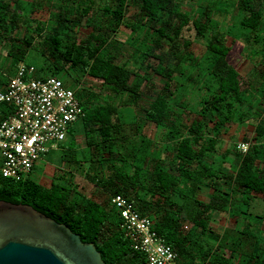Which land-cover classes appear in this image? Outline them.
I'll return each mask as SVG.
<instances>
[{"label": "trees", "instance_id": "16d2710c", "mask_svg": "<svg viewBox=\"0 0 264 264\" xmlns=\"http://www.w3.org/2000/svg\"><path fill=\"white\" fill-rule=\"evenodd\" d=\"M131 6L136 11L127 16ZM44 8L47 19L33 16ZM190 31L193 40L186 36ZM0 36L9 39L7 55L16 63L37 44L52 75H75L76 83L93 79L101 86L99 95L89 92L85 104L76 97L84 111L79 119L86 147H73L70 127L67 136L74 143L59 155L70 168L54 167L49 185L33 173L20 180L0 173V200L29 204L65 223L82 241L94 243L106 264H148L120 227V212L110 201L114 194L151 217L153 228L176 250L178 264H264L262 244L248 224L232 234L227 257L216 252L220 244L199 241L219 239L213 211L236 223L234 203L255 194L264 200V0H0ZM197 39H205L201 57L191 48ZM237 39L246 41L252 55L245 79L230 61ZM183 63L201 66L204 75L189 76ZM179 78L206 92L194 117ZM121 94L125 105L145 101L132 127L131 133H141L135 140L124 134L128 124L114 98ZM259 100L262 110L255 109ZM13 111L11 103L0 101V120ZM235 113L241 127L253 126L254 143L244 154L217 146V134ZM156 129L165 151L154 137ZM229 155L233 159L223 169ZM78 170L95 186L90 194L81 190ZM203 189L210 191L205 197Z\"/></svg>", "mask_w": 264, "mask_h": 264}, {"label": "built area", "instance_id": "2783aa9c", "mask_svg": "<svg viewBox=\"0 0 264 264\" xmlns=\"http://www.w3.org/2000/svg\"><path fill=\"white\" fill-rule=\"evenodd\" d=\"M35 68L21 63L5 88L0 101L11 103L14 111L0 120V173L16 180L28 176L36 161L67 137L71 125L84 115L71 90L58 77H32ZM250 141L237 143L244 154ZM120 212V227L133 248L146 255L148 264H178L176 250L153 228V221L122 194L110 196Z\"/></svg>", "mask_w": 264, "mask_h": 264}, {"label": "rangeland", "instance_id": "374dc122", "mask_svg": "<svg viewBox=\"0 0 264 264\" xmlns=\"http://www.w3.org/2000/svg\"><path fill=\"white\" fill-rule=\"evenodd\" d=\"M28 8L26 7V10H28ZM135 11H136L135 7L133 6L128 7L126 15L131 16L134 14ZM48 13H49L48 9L44 8L42 11L38 10L33 16L36 18H39V20H45L47 19ZM232 15L238 16L236 13H229L228 16L230 17ZM48 27H49V30L51 31L52 27L50 23L48 24ZM63 35L64 34H61V36ZM186 36L190 37V39L193 40L194 32L192 31L187 32ZM117 37L123 40L121 38L123 37L122 34H117ZM244 37L245 36L243 35V38ZM8 40L9 39L7 37L2 38L0 36V89L3 86V83L7 81L8 78L11 77L16 72L18 66L21 63H24V64L28 63L34 66V68H36L35 75L36 76L38 75L39 78H46L45 77L46 72L47 74H50L47 77H51V76L57 77L55 75H52L51 72L47 70L48 64L46 63V60L43 59L44 56H42L40 51L38 50L37 44H34L33 47L28 48V52L25 53V57L23 58V61L16 63L15 61H13L12 56L7 55V50L12 48L10 47L9 44H7ZM204 42H205V39H204ZM204 42L197 39L196 44L194 45L192 44V47H191L192 51L195 54H197L199 57H201V55H203L206 52L205 47H204L205 45ZM244 46H247L246 41H244L243 39L242 41L237 39V44L234 45L231 51L233 55L230 61L240 70V72L242 73L245 79L248 71L251 68V63H249L250 61L248 60L251 59L252 55H250L249 47L244 48ZM201 61H204V60H201ZM182 67L187 69V73L189 74V76H193V74L197 72H201L204 75V70L201 66L193 67V66L187 65L186 63H183ZM197 76L198 75H196L195 77L197 78ZM58 78H60L64 82V84H66L69 88H71V90L75 92L76 97H78L80 101L84 102V104L88 102V99H87L88 95L91 96L89 92L94 91L96 95H99V92H98L99 90H97V87L100 88L101 86L96 84V83H100L98 81H95V80L93 81V79L92 80L88 79V80H84L83 82L78 81V83H76L77 79L75 78V75L73 77H68V76H65L64 73L61 76L59 75ZM153 81H155L157 85L161 84V81L159 79L157 80L154 79ZM179 82L182 83L181 84L182 86L183 85H185V87L187 86V90L185 91L186 98L191 103L189 106V110L193 112V117H194L196 113L198 112L200 106L202 105V100L206 92L204 93L203 92L204 90L201 89L202 88L201 84H199V86H196V84L193 85V81L189 82L188 84H185V79L179 78ZM88 85L89 86L92 85L96 88H90ZM101 97L103 99H106L107 95H105V93L104 94L102 93ZM122 97H123V94L116 95V97L114 98H115L116 104H118L119 116H122L123 119H125L123 121L128 124L125 126L124 134L127 135V138H130L132 136L130 135L133 129L132 127L135 126V124L139 122L138 120L140 118V115L143 114V112L139 109V106L143 105L145 101H142L141 103L138 102L139 105L135 107L133 105H125V103L123 104ZM114 98H112V100ZM97 102H98V99L95 100L94 104H96ZM101 102H104V101H101ZM257 103H258L257 105L259 106L256 105L255 109L257 108V110L259 109L262 110L260 100ZM238 122H241V121L238 119V115L235 113L234 117L230 120V122H228V124L223 125L222 128H224L225 130L223 131L220 130L219 133L217 134V137L215 136L218 139L217 146H220V149L226 150L227 148H229L230 150H234V148H236V143L240 139H242L243 131H245L244 135H247L248 141H250L251 143H254L253 126L252 125L247 126V123H246L245 125L241 127V124ZM246 126L248 128L247 132H246ZM71 128H74L75 130L72 133L75 134L76 140L81 139L82 143L85 144V140L83 138V133H84L83 132V121L79 119V121L71 125ZM152 131L153 129L150 130V133H152ZM70 140H72V137L67 136V138L61 142V145L69 146ZM55 146L56 145H54L53 148H51L52 150L45 153L41 158H39L36 161L34 170H32L29 173V175L33 173V176L35 177V179L47 185L50 184V181H51V178L54 172V167H59V168H64V169L70 168L67 164L63 165L61 160H59L60 159L59 155L61 154L62 148L57 149L58 146L56 147ZM221 156L222 154L220 156L216 155L218 159H221ZM232 159H233V156L229 155L227 158L228 161H226V164H222L223 169L229 168L228 162ZM208 160H211V157H209ZM214 161H216V159H214ZM76 174H78L79 176L77 182L80 184L81 190L84 191L86 194H90L91 192H93L94 191L93 189L95 188V186L90 181L85 179L84 177L85 173L78 170L76 171ZM209 192L210 191L208 189H203V192H202L204 193L203 197H205V195ZM252 196H254V194ZM243 198L246 199L245 203L238 202L236 204L234 203L232 206L233 212H236V210L238 211L237 214H235V217L237 218L236 223H234L233 218L230 219L228 215H226L227 213L225 212L216 213V211H213V214L211 216V221L212 220L213 221L211 223L216 225L217 228H219V229H217L216 227L214 228L215 229L214 233L216 234L217 237H219V239H217L216 237L211 238L209 236L207 237L201 236V238H199V241L203 239L205 240L204 242L206 243L210 242L211 244H214V246H217L220 244L219 249H215L216 252L222 253L224 256L227 257V254L229 253V251L227 250L229 249L228 246H230L231 243L235 241L234 236L232 234H236V232L240 231L243 226L245 227V224H248L249 226H251L249 229V232L259 240L258 246L262 244L261 245L262 248L260 249V251L263 250L264 249V200L258 194H255L254 197L247 198V196H244ZM178 202H180V200H178ZM230 217H233V216L231 215ZM226 226L227 228L231 227L232 231L230 230L228 231L225 228ZM223 241H226V242L231 241V242L227 245V244H222Z\"/></svg>", "mask_w": 264, "mask_h": 264}, {"label": "water", "instance_id": "95a60500", "mask_svg": "<svg viewBox=\"0 0 264 264\" xmlns=\"http://www.w3.org/2000/svg\"><path fill=\"white\" fill-rule=\"evenodd\" d=\"M0 264H106L96 245L24 203L0 200Z\"/></svg>", "mask_w": 264, "mask_h": 264}, {"label": "crops", "instance_id": "0c3cea01", "mask_svg": "<svg viewBox=\"0 0 264 264\" xmlns=\"http://www.w3.org/2000/svg\"><path fill=\"white\" fill-rule=\"evenodd\" d=\"M155 132H156V134H154V137H157L156 140L158 141V146H160V144H161L162 150L165 151V142H164V139L162 138V135L160 136V133H159L160 131H157V129H156ZM145 134H146V132H145ZM130 135H132V136L130 138L126 137V140H130V139L135 140L134 138L141 137V133L140 132L130 133ZM76 142L77 143L73 142L75 145H73V143H70L69 146H63V145L60 144L57 149H59V148L63 149L64 147H70V146L72 147V145H73L74 148H77V150H80V149L83 150L86 147V145L82 143L81 139L76 140ZM189 225H190V223H189ZM213 226H216V225L213 224Z\"/></svg>", "mask_w": 264, "mask_h": 264}, {"label": "clouds", "instance_id": "9594fccd", "mask_svg": "<svg viewBox=\"0 0 264 264\" xmlns=\"http://www.w3.org/2000/svg\"><path fill=\"white\" fill-rule=\"evenodd\" d=\"M66 138H67V137H66ZM242 140H243V139H242ZM242 140L240 139L239 141H242ZM63 141H64V140H63ZM239 141H238V142H239ZM247 141H248V140H247ZM61 142H62V141H61ZM238 142H237V143H238ZM59 143H60V142H59ZM59 143H57L56 146H58ZM237 143H236V147H237ZM250 143H251V142H250ZM250 145H251V144H250ZM56 146H55V147H56ZM249 148H250V147H249ZM50 150H51V148H50ZM50 150H49V151H50ZM49 151H48V152H49Z\"/></svg>", "mask_w": 264, "mask_h": 264}]
</instances>
